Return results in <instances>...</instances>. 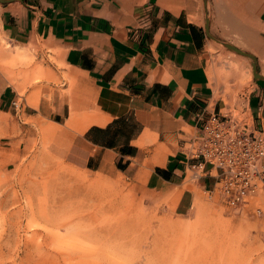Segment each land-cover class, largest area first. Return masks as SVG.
<instances>
[{
	"label": "crops",
	"instance_id": "crops-1",
	"mask_svg": "<svg viewBox=\"0 0 264 264\" xmlns=\"http://www.w3.org/2000/svg\"><path fill=\"white\" fill-rule=\"evenodd\" d=\"M0 37L12 50L44 43L40 54L60 62L51 64L59 84L33 113L60 124L64 160L171 191L182 208L191 181L206 191L216 182L209 164L210 173L191 176L185 150L209 113L230 111L228 88L245 90L249 124L264 132V0H7ZM221 41L252 53L260 75ZM227 50L251 65L246 83L213 67ZM16 96L0 74V110Z\"/></svg>",
	"mask_w": 264,
	"mask_h": 264
},
{
	"label": "rangeland",
	"instance_id": "rangeland-1",
	"mask_svg": "<svg viewBox=\"0 0 264 264\" xmlns=\"http://www.w3.org/2000/svg\"><path fill=\"white\" fill-rule=\"evenodd\" d=\"M12 49L0 37V74L18 101L0 110V264H264V193L250 204L260 212L231 211L191 181L182 208L139 178L69 164L60 124L33 113L59 84L51 64L60 62L40 54L44 43ZM227 51L211 57L213 67L246 83L251 65ZM228 89L227 110L250 122L245 90Z\"/></svg>",
	"mask_w": 264,
	"mask_h": 264
},
{
	"label": "built area",
	"instance_id": "built-area-1",
	"mask_svg": "<svg viewBox=\"0 0 264 264\" xmlns=\"http://www.w3.org/2000/svg\"><path fill=\"white\" fill-rule=\"evenodd\" d=\"M12 103L17 106V100ZM185 154L191 176L216 173L215 184L207 190L218 196L231 211L258 213V206L250 205L264 193V132L254 129L243 117L227 111L215 110L203 119L200 131L188 139Z\"/></svg>",
	"mask_w": 264,
	"mask_h": 264
},
{
	"label": "water",
	"instance_id": "water-1",
	"mask_svg": "<svg viewBox=\"0 0 264 264\" xmlns=\"http://www.w3.org/2000/svg\"><path fill=\"white\" fill-rule=\"evenodd\" d=\"M0 1H7V0H0ZM210 36H212V35L210 34ZM221 42H222L223 45L227 46L228 48H231V49H233V50H235V51H237L239 53H242V54H245V55L249 56L250 59H251V65H252L253 75L254 76H259L260 75L257 72V70H256V57L252 53H250L248 51H245V50L237 47L236 45H234V44H232V43H230L228 41H221Z\"/></svg>",
	"mask_w": 264,
	"mask_h": 264
},
{
	"label": "bare ground",
	"instance_id": "bare-ground-1",
	"mask_svg": "<svg viewBox=\"0 0 264 264\" xmlns=\"http://www.w3.org/2000/svg\"><path fill=\"white\" fill-rule=\"evenodd\" d=\"M262 194V193H261Z\"/></svg>",
	"mask_w": 264,
	"mask_h": 264
}]
</instances>
